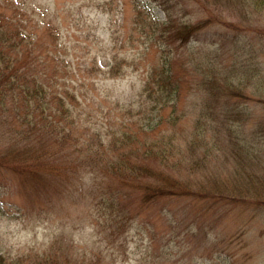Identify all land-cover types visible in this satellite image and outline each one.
<instances>
[{"label":"rangeland","instance_id":"rangeland-1","mask_svg":"<svg viewBox=\"0 0 264 264\" xmlns=\"http://www.w3.org/2000/svg\"><path fill=\"white\" fill-rule=\"evenodd\" d=\"M23 1L24 9L52 20L38 28L41 45L48 40L47 26L58 28L61 70L96 61L105 72L117 62L122 73H95L85 80L77 72L79 82H86L81 101L90 119L73 130L74 139L31 136L56 172L20 181L0 168V254L33 259L51 253L60 264L73 254L95 255V264H264V206L192 197L144 205L131 184L103 170L86 148L92 133L103 135L106 113L119 119L131 108L134 122L145 130L134 128L137 140L107 152L104 160L133 150L131 159L143 162L144 146L162 140L169 161L148 162L193 188L219 186L246 197L264 190V6L247 0ZM204 23L187 43L161 34L169 25ZM164 63L180 90L174 104L157 112L144 108L141 92L149 70ZM206 68L216 71L215 80L206 79ZM226 84L242 88L253 101L229 97ZM118 104L123 108L116 109ZM11 123L0 127L1 147L23 138L12 133ZM104 142L109 148L107 137ZM105 190L114 192L130 216L121 247L97 213Z\"/></svg>","mask_w":264,"mask_h":264},{"label":"trees","instance_id":"trees-1","mask_svg":"<svg viewBox=\"0 0 264 264\" xmlns=\"http://www.w3.org/2000/svg\"><path fill=\"white\" fill-rule=\"evenodd\" d=\"M247 1L252 3L257 1L255 4L257 7L264 6V0ZM25 5L27 3L23 0H0V127L8 125L10 121L12 122L10 125L13 126L12 133L23 137L18 142L0 146V168L9 171L20 181H31L40 179L43 172H56L47 165L44 150H40L31 138H43L46 134L54 136L57 141L67 143L75 138L73 130L83 125V121L90 119L89 114L84 112L81 101L83 95L81 87L86 82L82 80L79 82L77 72L83 73L84 75L80 77L84 76L86 80L95 73L94 76L105 73L109 77H114L120 75L122 69L120 64L115 62L103 72L98 68L97 62L92 61L94 66L91 67L83 62L78 63L72 70H61L58 61L61 52H64V46L60 42L58 28L55 24H49L48 40L46 44L41 45L38 28L44 23H51L52 20L45 12L24 9ZM31 25L34 28H31ZM205 25L206 23L196 26L185 25L175 29L169 25L166 34L163 30L161 34L187 43L195 30ZM204 72L205 74L207 72L206 79L215 80L214 69L206 68ZM228 81L230 80H224L225 83ZM227 89L231 91L229 97H244L242 99L251 101L254 99L253 96L242 93L240 87L234 88L226 84L225 90L228 92ZM179 90L180 84L170 65L164 63L152 67L141 92L144 108L147 105L151 110L163 111L167 105L174 104ZM121 108L123 107L119 104L116 106V109ZM125 112L127 116L123 115L119 119L113 117L110 111L106 113L107 127L104 128L103 135L100 131L92 133L93 140L86 148L90 149L94 160L103 162V170L120 178L124 185L131 184L135 191H138L144 205L170 197H192L206 200L232 199L264 206V195L260 194L264 190H253L252 196L247 197L243 194L230 193L231 191L226 192L219 186L200 190L150 165L151 158L161 163H167L170 159L171 152L162 140L144 146L143 162L131 159L133 150L119 154V157L113 155L104 160L107 152L126 149L137 140L134 128L145 130L143 125L141 127L134 122L133 109L127 108ZM106 137L110 144L109 148H106L104 142ZM79 149L80 147L76 146V151H80ZM114 197L117 198L112 190H105L100 200L96 201L97 213L106 218L108 237L114 238L112 241L118 242L117 245L121 247L124 240H120L119 237L121 231L124 232L130 216L121 209L120 200L113 199ZM93 203L95 205L94 200ZM29 257L0 254V264H60L51 253L35 255L33 259ZM95 257L93 255V258L88 256L80 258L73 254L71 260L65 264L78 262L95 264ZM106 261L105 258L102 259V262Z\"/></svg>","mask_w":264,"mask_h":264}]
</instances>
